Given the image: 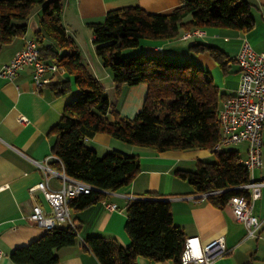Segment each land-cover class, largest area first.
<instances>
[{"label": "trees", "instance_id": "trees-1", "mask_svg": "<svg viewBox=\"0 0 264 264\" xmlns=\"http://www.w3.org/2000/svg\"><path fill=\"white\" fill-rule=\"evenodd\" d=\"M37 7H41V18L34 38L39 59L73 76L78 90L50 130L54 136L51 154L57 158L50 167L95 189L71 200V211L102 201L105 192L129 185L140 173L135 156L118 151L98 156L86 147L85 140L96 134L157 153L210 150L216 155L215 162L198 161L194 172H177L176 176L187 182L191 194L205 195L203 199L219 209L232 196L244 194L238 188L249 182V174L239 153L213 150L221 137L218 111L227 97L214 86L209 73L193 65L124 52L136 49L141 40L167 41L180 32L202 28L246 34L255 26L250 3L179 0L167 13L148 14L138 7H126L106 13L101 23L89 24L95 54L111 74L117 96L122 86H147L143 106L132 119L119 114L102 84L81 62L77 46L61 22L62 0H0V45L24 36L26 21ZM191 49L207 52L224 73L231 65L228 56L216 47L199 44ZM50 87L56 96L70 90L66 81ZM125 213L128 247L101 237L84 242L83 247L99 264H137L138 258L182 264L186 236L173 223L168 201L156 193H145L143 198L130 201ZM77 239V231L55 228L14 250L10 260L14 264H57L56 251L74 245Z\"/></svg>", "mask_w": 264, "mask_h": 264}, {"label": "crops", "instance_id": "crops-1", "mask_svg": "<svg viewBox=\"0 0 264 264\" xmlns=\"http://www.w3.org/2000/svg\"><path fill=\"white\" fill-rule=\"evenodd\" d=\"M246 1L253 6L255 21L254 28L246 34L231 29L202 28L195 30L198 35L188 39H182L185 33L180 32L172 40H141L136 49L124 53L197 66L209 73L220 93L229 97L238 87L235 59L243 42H248L256 53H264V0ZM178 5L179 0H62L61 22L77 46L81 62L102 84L109 102L124 118L132 119L141 110L147 86L142 83L122 86L117 96L111 74L102 67L95 54L93 34L88 25L101 23L106 13L126 7H138L148 14H163ZM40 18L41 7H37L26 21L24 36L0 45V67L23 48L26 40H35ZM199 44L216 47L228 56L231 65L225 73L207 52L194 53L191 46ZM44 77L49 82L39 89H35L33 69L29 67L17 72L12 80L0 78V264H14L10 260L14 250L28 246L46 233L30 223L28 217L34 205L45 213H49L50 208L39 191L30 195L29 189L43 180L36 164L52 155L54 136L50 130L59 121L65 105L78 95V90L73 76L61 69L53 74L46 73ZM65 81L69 92L56 96L50 85ZM21 118L26 123H22ZM85 145L98 156L111 151L135 156L140 173L129 185L115 192H105L102 201L77 212L70 210L78 239L74 245L56 251L57 264H99L83 247L90 237L115 240L122 247H128L125 209L130 201L143 198L145 193H156L169 202L173 223L183 231L186 239L197 238L201 247L218 238L223 239L228 253L210 264H264V188L254 206V215L262 221L261 228L248 236L245 227L234 219L230 206L219 209L197 198L191 194L187 182L176 176L177 172H194L198 161L215 162L216 155L210 150L157 153L122 143L106 134L86 139ZM224 150L237 151L242 159L246 156L244 143L227 146ZM262 150L263 143L261 156ZM257 171L259 176L255 177L254 173L255 180L264 182L263 161ZM47 185L50 190L58 191L61 181L50 177ZM105 205H114L116 209L110 211ZM137 264L171 263L138 258Z\"/></svg>", "mask_w": 264, "mask_h": 264}, {"label": "built area", "instance_id": "built-area-1", "mask_svg": "<svg viewBox=\"0 0 264 264\" xmlns=\"http://www.w3.org/2000/svg\"><path fill=\"white\" fill-rule=\"evenodd\" d=\"M198 35L197 31L182 35V39H188ZM239 82L236 92L227 97L220 105L218 122L221 137L214 146L216 152L225 147L244 143L246 156L241 164L249 174V182L238 189L244 194L232 196L227 205L230 206L234 219L241 223L248 236L256 234L262 221L254 215L255 203L261 196L264 182L256 181L254 173L262 167V132L264 130V53H256L246 41L241 45L236 56ZM33 69V84L35 89L48 84L49 79L44 77L46 73L53 74L58 68L54 64H45L39 59L37 44L34 39L24 42L23 48L13 58L0 67V78L12 80L17 72L24 68ZM22 123L26 120L21 118ZM57 158L50 155L42 163L36 165L43 175V180L29 189V194L39 191L50 211L45 213L38 205L32 207L28 221L45 232L55 228H71L76 231V226L71 218L69 204L80 194H88L95 190L90 186L72 180L63 172H56L50 167V163ZM50 177L61 181V188L52 191L47 185ZM205 195L197 198L203 199ZM110 211L116 208L114 205H105ZM228 253L222 238H218L201 247L198 239L191 237L185 241V249L181 256L182 264H210L216 258Z\"/></svg>", "mask_w": 264, "mask_h": 264}, {"label": "rangeland", "instance_id": "rangeland-1", "mask_svg": "<svg viewBox=\"0 0 264 264\" xmlns=\"http://www.w3.org/2000/svg\"><path fill=\"white\" fill-rule=\"evenodd\" d=\"M110 94H111V96H112V92H110ZM262 136H263V137H262V143H263V150H262V153H263V154H262V158H263V160H262V161H263V168H264V133H263ZM256 176H257V177L259 176V172H258V171L255 172V177H256Z\"/></svg>", "mask_w": 264, "mask_h": 264}, {"label": "bare ground", "instance_id": "bare-ground-1", "mask_svg": "<svg viewBox=\"0 0 264 264\" xmlns=\"http://www.w3.org/2000/svg\"><path fill=\"white\" fill-rule=\"evenodd\" d=\"M102 193V192H101ZM104 193V192H103Z\"/></svg>", "mask_w": 264, "mask_h": 264}]
</instances>
